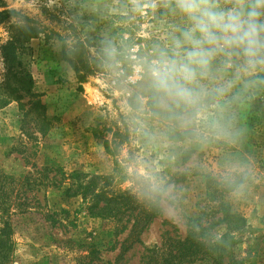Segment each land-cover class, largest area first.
Returning <instances> with one entry per match:
<instances>
[{
	"label": "rangeland",
	"instance_id": "374dc122",
	"mask_svg": "<svg viewBox=\"0 0 264 264\" xmlns=\"http://www.w3.org/2000/svg\"><path fill=\"white\" fill-rule=\"evenodd\" d=\"M1 11L17 14L0 24L12 264H150L192 220L227 209L244 220L236 255L264 264L263 70H212L197 103L168 108L161 95L156 108L149 66L184 25L172 0H0ZM93 195L121 210L159 196L160 214L131 235L139 210L93 215Z\"/></svg>",
	"mask_w": 264,
	"mask_h": 264
},
{
	"label": "clouds",
	"instance_id": "9594fccd",
	"mask_svg": "<svg viewBox=\"0 0 264 264\" xmlns=\"http://www.w3.org/2000/svg\"><path fill=\"white\" fill-rule=\"evenodd\" d=\"M172 10L184 25L149 66L158 92L178 104L197 103L200 82L221 57L236 58L238 71L264 69V0H172Z\"/></svg>",
	"mask_w": 264,
	"mask_h": 264
},
{
	"label": "trees",
	"instance_id": "16d2710c",
	"mask_svg": "<svg viewBox=\"0 0 264 264\" xmlns=\"http://www.w3.org/2000/svg\"><path fill=\"white\" fill-rule=\"evenodd\" d=\"M224 2L230 3L231 0H224ZM13 17H17L14 11H1L0 24ZM24 20L27 21L26 19ZM137 41H140V39H137ZM237 64H239V61L236 58H232L230 62L227 58L221 57L214 65L213 71L217 73L235 71L238 70ZM69 65L72 66L71 63ZM262 70L264 71V69ZM148 95L149 103L152 104V107L159 108L158 98L163 94L153 87ZM183 105L185 106L183 103L178 104L175 102L174 105H170L168 108H177ZM159 200L160 197L156 196L154 201H150L147 204L148 209L142 204H137L128 199L124 204L126 208L123 211L121 210L119 202L118 209H116V201L112 198L108 199L102 198L100 195H93L91 205L93 215L100 216H106V214L108 215L111 212L114 214L117 210L119 211V216L124 215L126 212H130L133 215V211L138 209L139 211L134 217L130 230L131 235L136 234L138 236L151 219L159 216ZM225 214L226 218L201 217L192 220L186 238L181 242L178 241L168 244L165 251H163L164 253L159 251V256L157 257H160V260L157 261V257H152L150 264H194L195 262H203L206 264H244L243 260H240L234 251L237 244L232 236V231L239 229L238 224H244V220L241 217L237 218L229 214L228 209ZM13 216L14 214H11L9 208L5 204L0 203V264H12V253L14 251L12 235L16 227L14 226V222H11ZM223 225H226V227L223 229V233H221L220 229ZM232 225L235 226L232 227ZM137 236L135 241H132L133 244L140 243Z\"/></svg>",
	"mask_w": 264,
	"mask_h": 264
}]
</instances>
